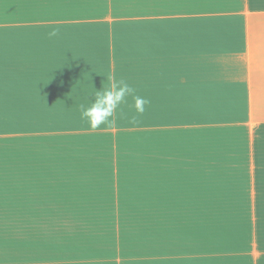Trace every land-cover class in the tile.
<instances>
[{
  "label": "crops",
  "instance_id": "0c3cea01",
  "mask_svg": "<svg viewBox=\"0 0 264 264\" xmlns=\"http://www.w3.org/2000/svg\"><path fill=\"white\" fill-rule=\"evenodd\" d=\"M161 8L0 19V264H264V0ZM114 80L150 103L91 128Z\"/></svg>",
  "mask_w": 264,
  "mask_h": 264
},
{
  "label": "rangeland",
  "instance_id": "374dc122",
  "mask_svg": "<svg viewBox=\"0 0 264 264\" xmlns=\"http://www.w3.org/2000/svg\"><path fill=\"white\" fill-rule=\"evenodd\" d=\"M3 1L4 4L0 5V15L2 16L0 17L1 20L4 19L3 16L5 15L6 11H11L7 16L11 17L13 22L17 21L22 23L24 21L26 25H38V23L43 24L46 21L51 20V22L54 23L53 29L70 28L64 27V24H69L70 26L76 28L111 29L113 25L108 24L110 14H112L111 8L115 13H119L122 6H124L126 3H133L134 1L136 2V0H8L7 3L6 0ZM155 3H158L159 6H162L161 9L164 11V0H161L162 5L160 4V0H155ZM157 17L161 18V16ZM96 19L99 21V24L96 23ZM78 21L89 22L90 24L75 23ZM92 21L94 22L93 24H91ZM101 21L102 23H100ZM161 27H164V25ZM37 28L38 27L35 29L38 30ZM39 30L47 31L46 29ZM38 36V45L42 43L46 44L45 41L48 40V38L41 35ZM17 39L18 36L16 35H9L5 37L0 34V44L4 41H7L8 45H12L15 44ZM28 43H30V41L27 39V37L21 39V45H26ZM258 252L260 251H253L255 258L258 256Z\"/></svg>",
  "mask_w": 264,
  "mask_h": 264
},
{
  "label": "clouds",
  "instance_id": "9594fccd",
  "mask_svg": "<svg viewBox=\"0 0 264 264\" xmlns=\"http://www.w3.org/2000/svg\"><path fill=\"white\" fill-rule=\"evenodd\" d=\"M49 37L58 35V30L49 32ZM94 99L86 98L85 103L79 105L81 116L85 118L91 128H99L112 122L114 112L127 103V97L132 96L133 107L138 114L145 112V106L150 103L143 96L134 95V89L123 80H114L102 90L91 93Z\"/></svg>",
  "mask_w": 264,
  "mask_h": 264
}]
</instances>
